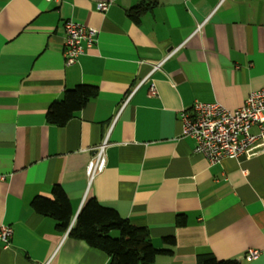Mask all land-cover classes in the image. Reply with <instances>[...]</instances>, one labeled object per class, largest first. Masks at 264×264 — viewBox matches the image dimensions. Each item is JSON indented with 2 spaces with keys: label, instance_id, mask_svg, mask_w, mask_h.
Wrapping results in <instances>:
<instances>
[{
  "label": "crops",
  "instance_id": "1",
  "mask_svg": "<svg viewBox=\"0 0 264 264\" xmlns=\"http://www.w3.org/2000/svg\"><path fill=\"white\" fill-rule=\"evenodd\" d=\"M143 1L156 4L134 22L128 11ZM66 20L99 32L73 65ZM78 85L97 97L65 126L48 124L49 107ZM263 86L264 0H0V226L14 231L0 264H109L32 209L54 186L70 200L71 227L96 198L147 230L167 251L154 264L206 254L264 264V153L210 164L182 120L197 102L236 110ZM105 142L106 168L90 181ZM250 249L260 257L246 260Z\"/></svg>",
  "mask_w": 264,
  "mask_h": 264
},
{
  "label": "trees",
  "instance_id": "2",
  "mask_svg": "<svg viewBox=\"0 0 264 264\" xmlns=\"http://www.w3.org/2000/svg\"><path fill=\"white\" fill-rule=\"evenodd\" d=\"M156 3L143 1L128 11L134 22ZM94 87L78 85L66 90L62 99L53 103L46 114L48 124L63 127L77 116L87 102L96 98ZM31 207L38 214L56 221L59 232L69 230V236L85 242L89 247L105 252L109 264H154L158 255L167 251L154 247L147 230L133 226L117 210L102 205L96 198H89L71 227L72 207L67 193L61 186H54L49 197H36ZM184 218L178 220L183 225ZM164 243L174 245L175 238H165ZM197 264H239L236 260H218L212 254L202 255Z\"/></svg>",
  "mask_w": 264,
  "mask_h": 264
},
{
  "label": "built area",
  "instance_id": "3",
  "mask_svg": "<svg viewBox=\"0 0 264 264\" xmlns=\"http://www.w3.org/2000/svg\"><path fill=\"white\" fill-rule=\"evenodd\" d=\"M110 5V2H102L98 4L97 9L105 12ZM63 27L66 34L63 49L65 64L73 65L87 49L95 46L99 32L73 20H66ZM201 27L202 25H199L197 31ZM182 120L184 135L195 141L194 152L204 156L210 164L220 163L229 157H258L264 153V86L252 92L244 105L236 110H228L219 103L197 102L192 113L182 114ZM254 127L257 128V133L252 132ZM106 147L107 142L96 148L95 156L87 166L86 172L90 181L106 168ZM13 234L12 227L0 226V241L4 248L10 246ZM260 254L259 250L250 249L245 258L253 261L258 259Z\"/></svg>",
  "mask_w": 264,
  "mask_h": 264
}]
</instances>
